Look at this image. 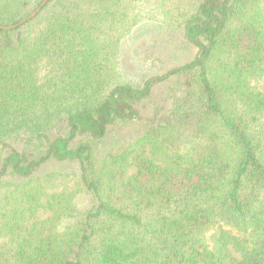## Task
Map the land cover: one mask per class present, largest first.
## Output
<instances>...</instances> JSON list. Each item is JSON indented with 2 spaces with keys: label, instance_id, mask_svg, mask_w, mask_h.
<instances>
[{
  "label": "trees",
  "instance_id": "1",
  "mask_svg": "<svg viewBox=\"0 0 264 264\" xmlns=\"http://www.w3.org/2000/svg\"><path fill=\"white\" fill-rule=\"evenodd\" d=\"M43 1L0 0V25ZM142 1L49 0L0 29V264H264V0H161L197 55L135 85ZM49 163L75 167L59 191Z\"/></svg>",
  "mask_w": 264,
  "mask_h": 264
},
{
  "label": "rangeland",
  "instance_id": "2",
  "mask_svg": "<svg viewBox=\"0 0 264 264\" xmlns=\"http://www.w3.org/2000/svg\"><path fill=\"white\" fill-rule=\"evenodd\" d=\"M138 10H142V22L126 38L122 44L120 57V72L126 83L135 85L144 84L147 80L163 75L168 70L194 60L197 49L190 44L180 30L170 29L161 21L151 17L157 15L161 0H143L137 3ZM179 80L171 79L156 87L155 101L159 97L166 99L172 92L177 94L180 90ZM150 109V106H147ZM133 132H130V135ZM18 150L33 158H39L45 146L18 144ZM7 152L0 147V169ZM75 167L49 163L43 173L61 172L63 177L57 178L50 186V191H59L64 182L72 179Z\"/></svg>",
  "mask_w": 264,
  "mask_h": 264
},
{
  "label": "water",
  "instance_id": "3",
  "mask_svg": "<svg viewBox=\"0 0 264 264\" xmlns=\"http://www.w3.org/2000/svg\"><path fill=\"white\" fill-rule=\"evenodd\" d=\"M49 0H44L42 2V4L35 10L33 11L28 17L22 19L21 21H19L18 23L14 24V25H10V26H3L0 25V29H6V30H12V29H16L20 26H23L24 24H26L30 19L34 18L42 9L43 7L47 4Z\"/></svg>",
  "mask_w": 264,
  "mask_h": 264
}]
</instances>
